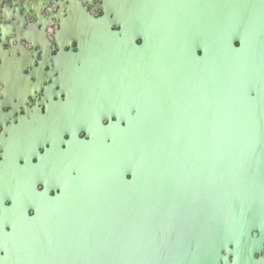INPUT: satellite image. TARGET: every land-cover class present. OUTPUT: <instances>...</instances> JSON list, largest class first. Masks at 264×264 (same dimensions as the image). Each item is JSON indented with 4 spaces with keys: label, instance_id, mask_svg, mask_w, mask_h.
Wrapping results in <instances>:
<instances>
[{
    "label": "water",
    "instance_id": "95a60500",
    "mask_svg": "<svg viewBox=\"0 0 264 264\" xmlns=\"http://www.w3.org/2000/svg\"><path fill=\"white\" fill-rule=\"evenodd\" d=\"M101 1V15L64 20L87 26L52 59L67 95L46 115L69 107L88 138L62 150L60 192L13 202L0 264L251 260L264 241V0ZM9 49L0 90L16 94L19 70L41 63Z\"/></svg>",
    "mask_w": 264,
    "mask_h": 264
},
{
    "label": "flooded vegetation",
    "instance_id": "af4514ba",
    "mask_svg": "<svg viewBox=\"0 0 264 264\" xmlns=\"http://www.w3.org/2000/svg\"><path fill=\"white\" fill-rule=\"evenodd\" d=\"M98 4L101 5L102 1L0 0V48L7 51L9 44H14L13 48L19 49L29 64L34 58L41 63L32 66L30 73L23 67L19 70L18 76L26 84L24 90L16 94L0 90V116L7 114L6 120H2L4 127L0 121V236L10 230L13 202L38 204L40 199L34 195L33 189L46 191L51 196L60 192L63 177L68 174V159L63 158L66 152L62 150H67L66 144L74 134L79 138H88L83 128H73L76 120L71 118L72 114L67 110L69 107L62 108L58 104L57 108L62 109V112L57 111L59 117L46 118V115L58 102L65 101L67 95L66 89L58 84L59 64H54L52 59L61 49L75 52L78 48L75 30L87 26L64 20L68 14L82 8L99 16L102 9ZM110 27L116 31L121 29V25L116 23ZM12 32H17V40ZM136 42L140 40L136 39ZM31 44H38L40 51L37 53V47L30 48ZM234 44L238 45L236 41ZM13 57L11 53L7 55L10 60ZM33 74L37 84H33ZM16 97H20L19 102ZM8 117L13 124L18 123L17 117H24L25 120L13 134H9L10 130L7 133V128L11 126ZM110 119L116 121L113 116ZM101 122L107 124L108 119L101 118ZM27 211L29 215L33 213L31 208ZM252 236L259 238V233L252 232ZM248 255L246 253L242 261V256L227 254L226 261L222 260L220 264H264V241L258 251H252L251 260L246 259Z\"/></svg>",
    "mask_w": 264,
    "mask_h": 264
},
{
    "label": "crops",
    "instance_id": "0c3cea01",
    "mask_svg": "<svg viewBox=\"0 0 264 264\" xmlns=\"http://www.w3.org/2000/svg\"><path fill=\"white\" fill-rule=\"evenodd\" d=\"M11 18H13V15L10 16ZM16 20V19H15Z\"/></svg>",
    "mask_w": 264,
    "mask_h": 264
}]
</instances>
